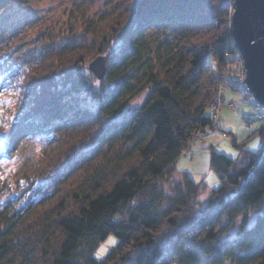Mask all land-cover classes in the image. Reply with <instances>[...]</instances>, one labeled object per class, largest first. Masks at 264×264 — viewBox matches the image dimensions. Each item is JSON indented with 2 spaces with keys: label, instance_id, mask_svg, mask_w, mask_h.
<instances>
[{
  "label": "trees",
  "instance_id": "16d2710c",
  "mask_svg": "<svg viewBox=\"0 0 264 264\" xmlns=\"http://www.w3.org/2000/svg\"><path fill=\"white\" fill-rule=\"evenodd\" d=\"M233 3L109 0L96 17L68 13L37 29L31 57L13 67L0 98V133L47 139L17 181L49 177L96 132L102 141L52 190L0 206V264H264V124L255 151L247 139L233 141L236 158L209 146L222 183L206 204L198 198L204 181L176 167L214 124L209 104L239 56ZM13 6L0 0V17ZM98 56L106 62L102 78L90 69ZM140 94V106L131 107ZM14 148L13 141L0 150V160ZM251 210L255 224L243 222L235 240L222 242ZM111 233L117 244L96 258Z\"/></svg>",
  "mask_w": 264,
  "mask_h": 264
},
{
  "label": "rangeland",
  "instance_id": "374dc122",
  "mask_svg": "<svg viewBox=\"0 0 264 264\" xmlns=\"http://www.w3.org/2000/svg\"><path fill=\"white\" fill-rule=\"evenodd\" d=\"M13 2L14 6L8 10V14H4L0 17V61H4L3 66H0V98L5 96V92L7 91L5 90L6 85L12 84L10 83L11 76L12 72L15 71L13 67L18 66L19 62L31 57L33 53V42L31 39L36 35L38 28H50L54 24H57L58 21L66 20L68 13L79 15L80 12L85 11L89 16L96 17L109 6V0H13ZM230 28L232 30V24ZM233 40L235 42L234 36ZM239 55L241 57L236 55V57L231 58L230 70L226 72L224 79L219 84L216 94L211 100L212 102L215 99L219 89L222 88L223 97L222 105L218 111L219 113L224 106V92L226 94L227 89H230L229 93H232L231 95H233L232 97L235 100L232 99L235 102L237 101L236 108L240 112V117L233 115V110L230 105L225 106L222 111V114L226 118L229 116L232 117L233 125L231 121L229 126H233L235 129L233 132L236 138L227 132L228 128L224 131L228 137L223 138L215 136L210 138L211 140L218 141L215 145L217 151L232 158L238 157L240 153V148L233 144V141L236 139L239 142L247 139L245 148L248 150L255 151L261 146L262 138L259 132L255 131L264 124V120L254 118L255 114L260 110L257 101L255 100L256 106L253 105L254 97L252 95H246L238 88L239 86H237L238 80L236 77L241 76L245 68L244 59L240 51ZM5 57H8L6 58L7 60H5ZM231 81H235L236 85L234 87L229 85ZM233 88L235 90H233ZM8 96L9 100L11 96L13 97V94L9 93L7 97ZM245 96H247L246 99H244ZM143 100L144 94H140L132 100L130 106L139 107ZM211 102L209 104L210 110ZM88 103L90 104V102ZM93 105L95 107L96 104ZM211 113L214 119L222 118L219 113L216 114L212 112V110ZM246 118L251 119L250 124L245 120ZM210 128L211 127H208V129ZM13 141L16 143V148L12 149L9 157H3L0 160V206L10 202L12 198L18 201L16 203L24 205L29 203L34 196L52 190L64 172L82 161L87 154L96 149L102 141V132H96L90 140L86 141L80 147L81 149L77 154L72 155L71 158L62 163L59 169L55 170L49 177L39 179L32 184L23 180L17 181L16 174L17 172L22 173L23 171H20V169H25L32 161L31 159L33 156L40 153L43 147L47 145V139L44 137L27 138L23 134L14 135L10 129H7L0 133V150L8 148ZM191 148L190 145L185 148V150H188L187 155L182 151L181 155H186L188 157H181L180 155L176 167L181 171L186 169L184 166L190 167L191 165H189V163H193L192 166L195 168V175L191 174L192 177L196 181L203 180L206 184L198 196L201 204H206L211 195L210 189L219 187L222 183L221 178L217 170L211 166L210 147L208 146L205 150L202 148L204 151L200 153L197 159H192V155H189V150ZM179 177L180 173L175 172V178L177 179ZM174 180L175 179L169 180L170 184L168 187L171 188L174 185ZM216 182H218V185H216ZM213 185L216 186L214 187ZM256 218L257 212L255 210H251L247 217L243 214L239 215L235 222L222 233L220 240L222 242L235 240L239 236L242 223L244 222L246 227H251L255 224ZM117 242L118 237L113 233L109 234L94 252L95 257L99 259L103 258ZM224 264L233 263L227 260Z\"/></svg>",
  "mask_w": 264,
  "mask_h": 264
},
{
  "label": "water",
  "instance_id": "95a60500",
  "mask_svg": "<svg viewBox=\"0 0 264 264\" xmlns=\"http://www.w3.org/2000/svg\"><path fill=\"white\" fill-rule=\"evenodd\" d=\"M233 10L232 33L244 59L245 83L254 99L264 104V0H234ZM105 63L104 56L90 63L98 78L106 72Z\"/></svg>",
  "mask_w": 264,
  "mask_h": 264
},
{
  "label": "built area",
  "instance_id": "2783aa9c",
  "mask_svg": "<svg viewBox=\"0 0 264 264\" xmlns=\"http://www.w3.org/2000/svg\"><path fill=\"white\" fill-rule=\"evenodd\" d=\"M240 56V55H239ZM241 57V56H240ZM243 74L241 76H237L236 79L238 80L237 86L240 90H242L246 95H252V92L250 91L248 85L245 83V77H246V69H243ZM222 97H223V89L220 88L218 94L216 95L215 99L211 102V110L212 112L218 114L219 109L222 105ZM257 105L260 107V110L255 114L254 118L262 119L264 120V104H260L257 102ZM219 117V116H218ZM249 124L251 119L246 118L245 119ZM225 120L222 118L215 119L214 124L210 129L206 128L203 131H200L191 141L190 146L193 147L195 145H198L202 142H204L207 138L220 136V137H228L227 134L224 132V126ZM185 150V149H184ZM183 150L184 154H188V150Z\"/></svg>",
  "mask_w": 264,
  "mask_h": 264
},
{
  "label": "crops",
  "instance_id": "0c3cea01",
  "mask_svg": "<svg viewBox=\"0 0 264 264\" xmlns=\"http://www.w3.org/2000/svg\"><path fill=\"white\" fill-rule=\"evenodd\" d=\"M233 90H235L234 88H233ZM230 92V89H227L226 90V94H225V92H224V106H223V108H222V110L220 111V113H219V115L226 121V125H225V129L227 130V128H228V130H227V132H229L233 137H235L236 138V136H235V133L233 132V130H235L234 128H233V126H229V124H230V122L232 121V117H225L223 114H222V111H223V109H224V107L225 106H227V105H230V107L232 108V113H233V115H235V116H239L240 117V112H239V110L236 108V102L234 101L235 99L232 97L233 95H231L232 93H229ZM229 93V94H228ZM231 95V96H230ZM246 97L247 96H245L244 97V99H246ZM234 100H233V99ZM254 99V98H253ZM253 105H255L256 106V101H255V99H254V101H253ZM235 109V110H234ZM236 113V114H235ZM243 116H244V114H243ZM231 124L233 125V121L231 122ZM218 141L217 140H211L210 138H207L204 142H202V143H200V144H198V145H195V146H193L190 150H189V155L191 154L192 155V159H197L199 156H200V153H202L204 150H205V148H207L208 146H210L211 144H214V146L216 145V143H217ZM204 150H203V149ZM202 149V150H201ZM182 156H186V155H181V157ZM186 157H188V156H186ZM178 160V159H177ZM191 160V159H190ZM176 164H177V161H176ZM192 162L191 163H189V165H191L190 167L188 166H184L186 169H188L187 171L190 173V174H194L195 175V168L192 166ZM188 165V164H187ZM191 167H193V168H191ZM186 169H184V170H186ZM197 173V172H196ZM212 183V182H211ZM216 185H218V182H216ZM215 185V186H216ZM214 186V185H213ZM214 186V187H215ZM213 189V188H212ZM212 189H210V190H212Z\"/></svg>",
  "mask_w": 264,
  "mask_h": 264
}]
</instances>
